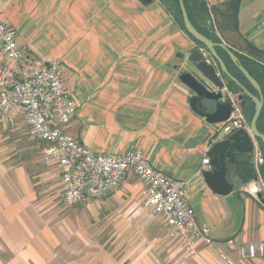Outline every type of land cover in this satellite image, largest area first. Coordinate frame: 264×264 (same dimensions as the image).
<instances>
[{
  "label": "crops",
  "instance_id": "crops-1",
  "mask_svg": "<svg viewBox=\"0 0 264 264\" xmlns=\"http://www.w3.org/2000/svg\"><path fill=\"white\" fill-rule=\"evenodd\" d=\"M205 1L220 36L212 9L232 0ZM237 1L240 34L226 32L222 42L240 50L242 36L264 50V0ZM0 18L35 55L62 60L78 102L66 131L97 153L140 149L155 168L186 182L197 221L217 244L174 237L146 208L144 184L131 171L109 196L68 206L55 166L30 168L21 154L0 149V264H226L221 252L236 264H264L244 261L240 250L264 240V192L252 194L251 182L234 174L228 195L207 185L203 159L222 137L220 124L190 106L180 74L191 71L186 57L197 44L160 0H0ZM23 127L22 118L2 121L0 141Z\"/></svg>",
  "mask_w": 264,
  "mask_h": 264
},
{
  "label": "built area",
  "instance_id": "built-area-1",
  "mask_svg": "<svg viewBox=\"0 0 264 264\" xmlns=\"http://www.w3.org/2000/svg\"><path fill=\"white\" fill-rule=\"evenodd\" d=\"M211 18L214 23L212 14ZM66 80V70L59 60L35 55L18 32L0 18V123L6 120L14 125L17 118H22L31 138L43 144V161L57 168L65 203L74 206L105 198L131 171L144 184L146 208L165 221L174 237L190 245L202 241L217 248L210 227L197 221L186 182L155 168L140 149L97 153L66 131L78 111ZM233 100L236 109L219 126L222 137L249 129L240 102ZM250 157L259 171L264 163L262 149L255 144ZM209 163V157L203 159L202 170L209 168ZM260 184L264 182L258 176L247 189L257 195ZM240 250L244 261L262 259L264 240L242 244ZM220 257L226 264H236L223 252Z\"/></svg>",
  "mask_w": 264,
  "mask_h": 264
},
{
  "label": "water",
  "instance_id": "water-1",
  "mask_svg": "<svg viewBox=\"0 0 264 264\" xmlns=\"http://www.w3.org/2000/svg\"><path fill=\"white\" fill-rule=\"evenodd\" d=\"M140 1L145 4L153 2V0ZM179 1L185 27L188 33L198 41L197 47L188 57L178 54L181 58L186 57L192 63L191 71L187 70L180 74V80L193 94L190 97L192 109L210 124H220L227 121L236 108L233 98L229 95L230 91L225 85V78L240 86L256 104L255 113L248 130L241 128L221 137L212 144L208 151L210 167L203 170V177L215 193L228 195L234 188L231 165L236 163L238 156L250 158L255 148V139H260L264 147V133L258 129V120L264 107L262 89L258 81L241 65L239 58L230 47L224 42H214L198 31L189 18L184 1ZM217 47L227 51L233 63L258 91L259 96L251 93L232 75L227 64L218 54ZM235 100L240 102L242 107L244 103L243 94L237 95Z\"/></svg>",
  "mask_w": 264,
  "mask_h": 264
},
{
  "label": "trees",
  "instance_id": "trees-1",
  "mask_svg": "<svg viewBox=\"0 0 264 264\" xmlns=\"http://www.w3.org/2000/svg\"><path fill=\"white\" fill-rule=\"evenodd\" d=\"M170 11L175 22L186 32V34L197 44L198 41L188 33L184 21L183 15L180 7L179 0H160ZM185 7L187 9L189 18L193 25L201 32L203 35L208 37L214 42H222L225 37L226 32H230L236 35L240 34L239 22H238V12H239V2L237 0H232L225 4L224 6L213 7L212 13H214V20L220 36L217 35L214 29V23L211 18V11L205 0H183ZM220 14V15H219ZM241 43V48L233 49L234 53L239 58L241 65L250 73V75L258 81L261 86L263 97H264V50L255 47L253 44L244 40L242 36H238ZM244 40V41H243ZM243 45V46H242ZM218 54L223 58L227 64L230 72L235 76L251 93L259 96L258 91L253 87L249 80L244 76V74L238 69V67L233 63L229 54L223 48L217 47ZM227 82V87L230 91L234 93H241L242 89L232 80L225 78ZM244 103L242 109L246 120L251 122V119L255 113L256 104L255 101L246 93L243 94ZM258 129L260 132L264 133V107L260 118L258 120ZM260 147L264 153L263 143L258 139ZM232 171L234 175H238L243 183L247 184L254 179L258 178V173L251 160V158H244L238 156L235 164L232 165ZM261 173L264 178V165L261 168Z\"/></svg>",
  "mask_w": 264,
  "mask_h": 264
},
{
  "label": "rangeland",
  "instance_id": "rangeland-1",
  "mask_svg": "<svg viewBox=\"0 0 264 264\" xmlns=\"http://www.w3.org/2000/svg\"><path fill=\"white\" fill-rule=\"evenodd\" d=\"M57 60H59V58ZM4 134H5L4 139L0 141V149H6L11 153H14L15 156L21 154L22 161L28 162L27 164L30 166V168L31 167L33 168L34 165L46 164L42 159L43 144L31 138L26 128L23 127L19 131L7 129V131ZM255 142L256 145L260 147V143L258 139H255ZM263 165L264 163L259 166V171H257V173L258 176L264 182V178L261 173V168ZM253 181L254 180H252L251 182ZM260 189H261L260 191L264 192L263 184H260Z\"/></svg>",
  "mask_w": 264,
  "mask_h": 264
},
{
  "label": "flooded vegetation",
  "instance_id": "flooded-vegetation-1",
  "mask_svg": "<svg viewBox=\"0 0 264 264\" xmlns=\"http://www.w3.org/2000/svg\"><path fill=\"white\" fill-rule=\"evenodd\" d=\"M232 166V165H231Z\"/></svg>",
  "mask_w": 264,
  "mask_h": 264
}]
</instances>
